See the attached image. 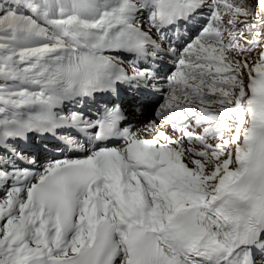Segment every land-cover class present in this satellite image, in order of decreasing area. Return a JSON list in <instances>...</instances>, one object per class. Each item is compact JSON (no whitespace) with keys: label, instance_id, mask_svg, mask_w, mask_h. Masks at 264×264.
Returning a JSON list of instances; mask_svg holds the SVG:
<instances>
[{"label":"snow or ice","instance_id":"1","mask_svg":"<svg viewBox=\"0 0 264 264\" xmlns=\"http://www.w3.org/2000/svg\"><path fill=\"white\" fill-rule=\"evenodd\" d=\"M0 264H264V0H0Z\"/></svg>","mask_w":264,"mask_h":264},{"label":"bare ground","instance_id":"2","mask_svg":"<svg viewBox=\"0 0 264 264\" xmlns=\"http://www.w3.org/2000/svg\"><path fill=\"white\" fill-rule=\"evenodd\" d=\"M138 127H142V123L141 124H139V126Z\"/></svg>","mask_w":264,"mask_h":264},{"label":"rangeland","instance_id":"3","mask_svg":"<svg viewBox=\"0 0 264 264\" xmlns=\"http://www.w3.org/2000/svg\"><path fill=\"white\" fill-rule=\"evenodd\" d=\"M146 138H151V137H146Z\"/></svg>","mask_w":264,"mask_h":264}]
</instances>
